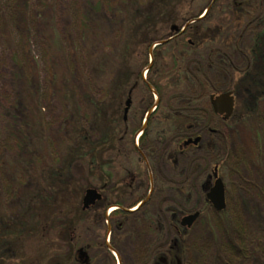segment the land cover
I'll use <instances>...</instances> for the list:
<instances>
[{
	"label": "rangeland",
	"instance_id": "obj_1",
	"mask_svg": "<svg viewBox=\"0 0 264 264\" xmlns=\"http://www.w3.org/2000/svg\"><path fill=\"white\" fill-rule=\"evenodd\" d=\"M151 1L140 0L136 6H139L138 10L141 12L149 14ZM209 1L213 5L216 0ZM110 2L111 0H0V214L3 213L5 220L10 223H22L27 221L26 210L31 205L33 210L38 211L44 228L42 235L27 237L21 243L22 248L18 251V256H22L24 261L21 264H50L52 257L56 256L65 260L71 248L73 254L79 250L89 254L90 264H133L141 247L153 240L152 228L137 225L132 217L116 232L114 222L115 225L121 224L118 216L113 214L116 208L107 211L100 235L95 233L100 228L89 224L75 226L78 231L75 229L69 236L65 233L73 220L66 218V211L69 212L72 208L74 212L77 207L82 209L85 191L93 189L91 185L96 181V178L86 174L84 164L73 161L70 157L71 149H74L71 139L75 131L74 105L78 103L84 110L79 114L84 128L89 131L91 125L87 123V119L91 117V93L96 100L108 95L104 100H107L108 105L112 103L113 106L110 107L117 108L116 100H112L113 91L108 89L109 75L106 79L104 72L98 68L103 66L107 56L113 63L120 64L123 53L132 51L136 54L138 46L143 42L140 39H129L124 28L127 21L117 14L118 0ZM130 2L133 3L132 0ZM255 4L256 0L246 1L241 10L240 7L236 10L230 4L232 13L227 17L232 22V32L226 30L221 42L220 39L215 42V47L232 46L224 50L231 55L232 65L236 68L243 69L246 61L243 53L236 50L233 41L239 38L240 47L244 50L252 44L255 35L262 31L263 23L260 20L249 25ZM223 6L226 8L228 3H223ZM126 7L131 8L128 4ZM205 10L200 18L204 17ZM192 24L193 21L184 22L182 26L180 23L167 26V40L172 39L164 45L166 57L179 56L178 38H181L182 43L192 40L193 47L198 46V36L193 37L194 33H187ZM173 28L179 31L176 32ZM199 31L202 32L200 28ZM231 37L232 41L227 42V38ZM258 39L263 48L264 36ZM127 47L131 50L125 51ZM157 51L158 49L155 50ZM150 57L148 54V68L142 73L144 80L149 76L148 72L153 65ZM225 70L220 69L218 73L221 85L226 87L230 77ZM100 72L103 73L98 75ZM90 85L92 90L89 89ZM254 105L256 108L251 117L243 120L237 118L231 125L223 124L220 128L232 158H228L227 166L219 164V176L225 185L227 203L232 212L237 210L239 220L245 227V241L241 243L244 257H237L233 252L223 253L216 248L218 232H215L210 223L216 222L218 217L210 204L208 208L204 206L200 191L191 187V192L185 195L186 211L194 212L203 208L205 212L190 229L180 227L187 234V246H195L196 250L206 249L203 253L193 251L188 255L194 264H217L216 258L222 259L223 264H264V176L258 168L264 160V97ZM236 109L239 116L246 112L237 103L235 111ZM225 142L222 140V144ZM197 154L199 153L196 152L195 155ZM160 163L155 169L171 180L174 175L172 166L165 165V160ZM201 164L199 161L191 165L186 160L180 161L178 167L179 170L191 169L196 174L201 169ZM135 166L140 167L141 173L145 169L140 161ZM213 167L210 169L208 192L214 183ZM53 172H64V184H61L62 179H56L54 185V188L64 187V192L48 187L47 179ZM118 176L121 179L122 172H118ZM118 176L115 171L109 178L112 190L117 188ZM204 177L203 174L198 175L199 184ZM130 178L128 177L129 180ZM120 189L117 192L121 193ZM176 194L174 189L158 194L155 202L159 204L156 206L161 209L163 204H171L170 201ZM109 195L115 199L119 196L115 193ZM58 211L63 216H55L54 212ZM155 211L152 208L153 214ZM43 213H46L45 219L41 215ZM109 240L114 247V255L104 247V242L109 244ZM219 242L225 243L222 236H219ZM184 260L185 257L181 262ZM66 261L63 264H77L73 260Z\"/></svg>",
	"mask_w": 264,
	"mask_h": 264
},
{
	"label": "trees",
	"instance_id": "obj_2",
	"mask_svg": "<svg viewBox=\"0 0 264 264\" xmlns=\"http://www.w3.org/2000/svg\"><path fill=\"white\" fill-rule=\"evenodd\" d=\"M132 1L133 3L131 4L130 0H118L119 9L117 10V14L121 15V19L127 21L126 25L124 24V28L129 39H133V41L140 39V41H143L141 46H138L139 51L136 53L137 56L132 51L126 54L123 53L120 64L113 63L110 57L107 56L104 59L103 66L98 68L99 71L102 70L104 72H100L98 75L103 73L106 79L109 77L108 89L113 91L112 100H116L117 108L110 107L113 106L112 103L108 105L107 100H104L108 95L96 100L93 99L94 97L91 93V98H89L91 117L87 119V123L91 125L89 131L83 126L81 114L84 110L79 107L78 103L74 105L76 106V109L73 111L75 131L71 137L74 149H71L70 157L71 160L84 164L86 174L92 176L94 179L96 178L94 185H91V187L102 193L105 196V200L103 199L87 211H83L80 207L74 208V212H72V208L69 212L66 211V215L64 214L66 218L70 220L73 218L70 227L65 232L68 236L75 232V229L78 231V228H75V226H87V224L94 228H100L96 229L95 232L96 235H100L107 210L112 206L123 208L122 204L117 200L120 196H117L115 199L109 195V193L121 194L119 191L117 192V189H120L121 183L118 172H122V174H126L127 176V174L133 172L138 173L140 170V176L143 175L140 167L135 166L137 164L138 152L134 148L133 141L135 134L140 129L132 128L129 122H123V102L128 98L130 92L132 93L133 104L138 105L141 103L139 102L140 100L147 99L150 96L149 89H154L161 99L162 108L160 107L158 110L161 120L175 122L177 120L176 115H179V120H193L200 123V126L206 121L209 123L211 121V114L207 110V99L211 94L233 91L236 96V103L244 107L246 112L239 116V112L236 109L234 117L227 122V125H231L234 122L233 120H237V118L243 120L244 118L248 119L251 117L253 110L256 108L254 104L264 97V47L261 48V43L258 39L264 36V0H256L255 11L251 14L252 21L249 23L251 25L261 21L263 23L262 31L255 35L252 44L245 47L244 50L240 47L239 38L233 41L234 45H236V50L241 51L245 57L246 62L243 69L236 68L234 64L232 65L231 55L229 56L225 53L224 49L231 48L232 46L222 45L223 47L220 48L219 45L215 47V42H217V39H220L221 42V38L226 30L232 32V22H229L230 17H227L230 16L229 13H232V5L236 10L239 7L241 10L243 4L246 1L249 2V0H233V3L231 0H216L213 5L209 0H152L151 12L149 14L138 10L139 6L136 5L140 3V0ZM225 2L228 3L226 8L223 6ZM127 4L131 8H127ZM211 5L212 8L207 15L203 19H199L202 16V11L210 8ZM191 21L194 24L189 27L187 33H194L193 37L198 36V46L193 47L194 42L192 40H189L191 44L189 42L182 43L181 38H178L177 44H180L178 45L179 56L169 55L167 57L165 56V46H160L157 51L158 53H154L153 65L148 72L149 76L144 80L142 73L146 67L148 68V51L150 46L169 38L166 37L167 33H165L167 26L169 27L174 23H180L182 26L184 22L188 23ZM199 28L202 32L199 31ZM145 40L147 41L144 42ZM228 41H232V37L227 38ZM211 45H214V47H210ZM124 50L129 51L131 49L127 47ZM191 50L193 51L191 52ZM200 52L201 54H199ZM170 58L172 61H168ZM219 68L226 69L225 71L230 77L229 84L226 87L221 85L220 73H218ZM107 75L109 76L107 77ZM89 87L92 90V86L90 85ZM241 91H243V94ZM243 96H246L247 99ZM110 108L114 109L111 110ZM79 112L82 113L79 114ZM167 113L171 114L166 118L164 114ZM174 125L175 123L171 127H149L146 129L140 138L141 143L146 142L150 147L145 153L147 152L149 155L153 157L158 156L159 158L160 155L151 147L153 143L155 144L158 140L162 143L169 141L176 142L182 136L184 128L182 127L183 123L176 124L177 127ZM221 135L220 130V139L217 142L218 147L211 138L198 151L199 154L195 155L197 151L193 152L187 159H179L177 157V147L175 145L171 156L169 155L170 152L163 156L164 158H170L168 161L171 163L174 171L173 178L170 180L171 184L167 182L168 189L170 188L169 190L171 191L174 189L177 193L173 200L170 201L171 204L165 203L166 205L163 204L164 206L160 209L156 206L159 204L157 202L154 207L139 209L133 213L125 212L121 209L113 212L121 220V224L115 225L114 222L113 228L116 232H119L123 228L122 226L125 225V221L130 217L134 219L137 225H147L153 230V240L141 247L142 249L139 251L138 257L133 264H194L188 255L192 254L193 251H199V253L206 251L203 248L196 250L195 246H187V234L181 231L179 219L185 213L192 214L202 210L200 218L205 213L203 208L196 209L194 212L186 211L184 207L185 195L191 192V187L200 191L204 206L207 208L210 206L206 199L210 186L209 174L211 167L209 164L211 163L213 166L217 164L227 166L228 158H232V155H230L231 151L226 146V138ZM222 140L225 143L222 144ZM217 150H219L218 158L216 157ZM262 152L263 146L260 147V153ZM186 160H189L191 165L200 161L202 163L201 169L196 174H193L191 169L187 168L179 170L178 165L180 161L184 162ZM258 168L264 176V160ZM115 171H117L118 179L116 183L118 185L117 188L112 190L109 178ZM200 174L205 176L201 184L198 183L197 179ZM64 175V172L50 173L47 179L48 187L54 188L56 179H62L61 184H64ZM166 179L168 180V178ZM159 184L160 188L166 187L163 183ZM165 187L161 189L164 190ZM64 189V187L54 188L55 191L60 192H64ZM163 190L160 193L167 192ZM160 193H157V195ZM107 198L109 201H107ZM152 208L156 209L155 214H153ZM57 209L60 210V208ZM126 209L129 210L130 208ZM60 211L64 212V210ZM215 214L218 220L210 224L215 232H218L216 248L223 251V253L225 251L233 252L237 257L242 255L244 257L245 253L241 243L245 241V227L239 220L237 210L236 212H232L227 203L225 211L220 213L215 212ZM41 215L45 219L46 213ZM54 215L63 216L59 214V211L54 212ZM0 217V264H21L24 261L22 256H18V251L22 248L20 245L27 237L42 235L41 232L44 229L42 219L38 215V211L33 210L31 205L26 210L25 219L27 221L25 222L10 223L5 220L6 218H4L3 213L0 214ZM168 232L171 234L168 235ZM219 236L223 237L225 243L219 242ZM69 239L72 240L71 237ZM71 247L72 245L69 243V248ZM104 247L106 249L105 243ZM72 257L73 251L71 248L70 253L65 258L66 262H70ZM183 257H185V260L181 262ZM52 258L50 264H63V261H65L63 257L56 256V258ZM57 258H60L61 261L60 259L57 260ZM19 259L21 262H19ZM163 259H166L167 263H163ZM216 263L223 264L224 261L216 258Z\"/></svg>",
	"mask_w": 264,
	"mask_h": 264
},
{
	"label": "flooded vegetation",
	"instance_id": "obj_3",
	"mask_svg": "<svg viewBox=\"0 0 264 264\" xmlns=\"http://www.w3.org/2000/svg\"><path fill=\"white\" fill-rule=\"evenodd\" d=\"M177 36H179V34L176 35L175 37H177ZM170 41H167V43H169ZM167 43H165V44H167ZM189 43L191 44V42H189ZM164 45H162V46H164ZM159 47H157L153 50L152 55H154L155 50L158 49ZM149 94H150V96L147 99L140 100L139 101V102H141L140 104L134 105L132 93L130 92L128 98L131 96L132 103H131L129 111L127 113L126 120L124 119L125 118L126 102L123 106V112H122L124 123L129 122L132 128H139L140 129L135 134L133 141H134V148L138 152V154H137L138 156H137L136 161H137V163L139 161L142 162L145 166V169L142 172L143 175H141V176H140L139 171H138V173H136V172L131 173L130 172L131 174H127V176H126V174H122V176H121L122 177L121 183H120L121 194L119 195L120 198L118 201H119V203L122 204V207H123L120 209L123 210L125 208L124 209V210H126L125 212H130V213H133L139 209L150 208L152 206L154 207V205L157 204V202H155V198L157 196V193H160L163 190L161 188L165 187V186H163L160 188L159 183H163L166 185V187L164 188L163 191H168L170 189V188L168 189V187H167V182H168V184H171L170 180H167L158 170H156L155 166L158 165L159 162L162 163L163 160H165V165L171 166V163L168 161V159L170 160V158L169 157L164 158L163 156H165L166 153L168 154V152H170L169 155L171 156V152L174 149V145H175V147H177L176 151H177V157L179 159H182V158L187 159L188 156L191 155L193 152L200 151L203 148L205 142L209 141L211 138L213 139L214 143L218 147L217 142H219V139H220L221 125L227 124V122L230 120L229 119L228 121H224L222 116L216 114L213 111V107L211 105L210 98L212 95L217 96L219 94H211L208 96L207 110L211 114V116H210L211 121H210V123L208 121H206L201 126H200V123L195 122L193 120L184 119V121H181V120H179V118H180L179 115H176L177 120L175 122H172L171 120L170 121L161 120V116L158 114L159 108L160 107L162 108L161 99L154 89H149ZM155 97H156V100H155ZM128 98H127V100H128ZM170 114L171 113L164 114V117L167 118V117H169ZM174 123H175L174 126H176V124L179 125V124L183 123L182 127L184 128V131L182 132V136L176 142L169 141L166 143H164V142L162 143V142H159L160 140H158L159 143L158 142H156L155 144L153 143V145H151V147H153L154 150L157 151V154L160 155L159 158H158V156L153 157V156L149 155L147 152L145 153L146 150L150 149L149 145L146 142L145 143L140 142V138H141V136H143V133L145 132V130L148 129L149 127L150 128L151 127L152 128H155V127L156 128H158V127H171ZM143 128H144V130H143ZM206 135H207V138H206ZM136 138H137V140H136ZM197 138H200V142L197 145H194L193 143H191L187 146L184 145L187 141H190V140L194 141ZM136 141H138V142H136ZM155 157H157V158H155ZM216 157L217 158L219 157V150H217ZM209 166L212 168L213 165L210 163ZM216 166H218V169H219V164H217ZM216 166L213 167V171H214V168ZM128 177L129 178L131 177L130 180L128 179ZM104 198H105V196L102 194V200ZM101 201H99V202H101ZM99 202H97L96 204H98ZM141 204H142V206L138 207ZM113 207H115V206L110 207L108 210H110ZM126 208H130V209L127 210ZM134 208H136V210H132ZM179 224H180V222H179ZM180 227H181V225H180ZM181 228H183V227H181ZM106 233H108V231ZM110 236H112V234H110ZM104 241H105V239H104ZM108 243L109 244L105 243L106 250L110 251L112 253L114 247H112L110 240ZM76 253L77 252H75V254H73L72 260L77 264H81V263L76 261ZM86 255H87V261L85 264H90L91 263V256L89 254H86ZM162 262L167 263L166 259H163ZM119 264H121V262Z\"/></svg>",
	"mask_w": 264,
	"mask_h": 264
},
{
	"label": "water",
	"instance_id": "obj_4",
	"mask_svg": "<svg viewBox=\"0 0 264 264\" xmlns=\"http://www.w3.org/2000/svg\"><path fill=\"white\" fill-rule=\"evenodd\" d=\"M209 10H210V8L206 9L203 12L204 16L207 15ZM203 18L204 17H201L200 19H203ZM173 30H175L176 32L179 31L176 28H173ZM185 30H186V28L183 29V31H185ZM171 39L172 38H170L169 40H166V41H161V42L155 43L153 45V47L149 51V54L151 56L150 57L151 63L153 61V57H152L153 50L159 46L164 45L165 43H167V41H170ZM210 101H211V105L213 107V111L216 114L222 116L224 121H228L229 119L232 118V116L234 115V112H235V108H236V98H235L233 91L224 92V93H221L217 96L212 95L210 98ZM131 103H132V100H131V96H130L128 98V100L126 101L125 118H124L125 120H126V116H127L128 111H129ZM144 128H143V130H144ZM199 142H200V138H197L194 141H192V140L187 141L184 145L187 146L191 143H193L194 145H197ZM213 180H214L213 186L211 187V189L207 193L206 198H207V201L212 206V208L215 210V212L220 213V212L225 211L227 208V196H226V189H225L224 182L219 177L218 166H216L214 168ZM101 200H102V194L98 190L87 189L85 191L83 201H82V210L83 211L89 210L91 207L95 206L96 203L101 201ZM141 206H142V204L138 207H141ZM114 208H116V210L120 209L117 207H113L111 209H114ZM124 211H126V210H124ZM200 216H201L200 212H195V213H192V214H189V215L182 217L180 220L181 227L186 228V229H190L199 220ZM76 261L81 263V264L86 263L87 255L83 250L77 251Z\"/></svg>",
	"mask_w": 264,
	"mask_h": 264
}]
</instances>
